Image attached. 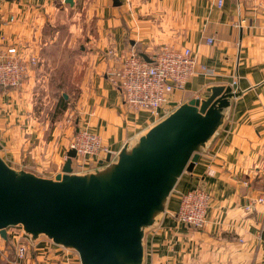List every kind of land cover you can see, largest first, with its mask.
Here are the masks:
<instances>
[{
    "label": "crops",
    "instance_id": "crops-1",
    "mask_svg": "<svg viewBox=\"0 0 264 264\" xmlns=\"http://www.w3.org/2000/svg\"><path fill=\"white\" fill-rule=\"evenodd\" d=\"M58 1L65 2H0V38L39 59L52 42L44 31L45 21L55 19ZM119 1L121 5L114 6L112 0H84L82 8L95 10L98 18L93 28L73 24L75 33L68 41L71 46L73 40L84 38L78 41V92L71 101L78 114L75 131L87 128L110 150L88 157L87 167L95 172L114 162L122 147L133 145L158 122L147 110L123 103L105 75V51H136L151 57L161 45L190 47L198 63L214 72L196 74L183 90L173 92L172 110L174 102L203 98L210 86H230L239 95L230 99L222 125L200 150L192 171L179 177L164 211L144 229L142 264H264V202L245 208L257 197L264 198V0H223L221 7L216 0ZM36 66L21 87L0 93V155L15 169L33 165L48 172L43 177H53L72 136L68 129L61 136L57 127L45 139L50 134L47 122L33 114L25 88L34 81ZM63 94L58 104L71 97ZM196 187L212 197L201 229L175 217L181 195ZM41 236L29 241L23 264H80L75 251Z\"/></svg>",
    "mask_w": 264,
    "mask_h": 264
},
{
    "label": "water",
    "instance_id": "water-1",
    "mask_svg": "<svg viewBox=\"0 0 264 264\" xmlns=\"http://www.w3.org/2000/svg\"><path fill=\"white\" fill-rule=\"evenodd\" d=\"M238 95L217 85L203 98L174 102L167 117L95 172L72 173V148L53 177L15 169L0 155V236L7 241L6 229L20 226L33 240L44 235L75 251L80 264H142L144 229L164 211L179 177L192 171Z\"/></svg>",
    "mask_w": 264,
    "mask_h": 264
},
{
    "label": "built area",
    "instance_id": "built-area-1",
    "mask_svg": "<svg viewBox=\"0 0 264 264\" xmlns=\"http://www.w3.org/2000/svg\"><path fill=\"white\" fill-rule=\"evenodd\" d=\"M222 3L223 0H216L218 7ZM8 20L14 22L15 16H10ZM0 40L3 41L0 42L3 48L0 51V89L19 88L25 82L30 68L37 65V54L23 51L20 46L8 43L4 37ZM211 41L212 38L207 39L208 43ZM105 56V75L120 91L123 103L134 110H147L158 122L173 111L170 105L173 92L183 90L188 80L196 74L212 75L214 72L207 65L198 63L195 53L188 46L161 45L149 57L150 61H146L136 51L117 53L113 48H108ZM70 148L76 153L71 162L72 173L75 174L92 172L87 167L88 157L110 153L100 136L87 128L75 131L69 143ZM65 159L60 163V171ZM211 199L208 191L198 187L183 193L175 214L176 219L195 229L203 228ZM262 202L264 198L259 196L245 208L250 210ZM18 230L9 232L6 229L9 245L0 236V260L7 264H23L29 250V241L33 240L22 228ZM10 248L13 250L12 257H9Z\"/></svg>",
    "mask_w": 264,
    "mask_h": 264
},
{
    "label": "rangeland",
    "instance_id": "rangeland-1",
    "mask_svg": "<svg viewBox=\"0 0 264 264\" xmlns=\"http://www.w3.org/2000/svg\"><path fill=\"white\" fill-rule=\"evenodd\" d=\"M77 1H81V4L70 6L68 3L58 1L55 19L52 22L45 21L44 31L52 42L41 51L34 81H32L31 85L28 87L26 85L25 87L30 91L29 107L33 110V114L47 122L46 131L50 134H47L45 139H49L51 132L57 127L61 130V136L65 135L64 131L67 129L68 134H71V136L75 133L74 121L78 114L73 108L71 101L78 92L77 81L79 76L75 74L80 66L78 41L81 42L84 38L81 37L78 41L73 40L72 45L69 46L68 41L75 33L74 30L71 31V26L81 23L82 27L93 28V23L98 18L95 10L87 11L82 8L84 0ZM89 1L91 2V0ZM0 2L4 3V0H0ZM48 23H52V26L48 25ZM59 52H62V54ZM3 92L7 91L0 89V93ZM61 92L71 95L66 101V110H61L60 105L57 103L61 97ZM49 169L50 166L48 167ZM23 170L33 172L39 176L47 175L48 173L45 169H37L33 165L27 166ZM261 181H263L264 186V179ZM19 228L21 227L10 226L7 229L9 232H13L19 231ZM41 237L48 239L44 235ZM12 256L13 250L10 248L9 257Z\"/></svg>",
    "mask_w": 264,
    "mask_h": 264
},
{
    "label": "trees",
    "instance_id": "trees-1",
    "mask_svg": "<svg viewBox=\"0 0 264 264\" xmlns=\"http://www.w3.org/2000/svg\"><path fill=\"white\" fill-rule=\"evenodd\" d=\"M62 102H63V103H62ZM59 105H60V109H61V110H63V109L66 108V103H64V101H63L62 98H61V102L59 103ZM6 243H7V245H9L10 241H7ZM0 263H1V264H7L6 262L1 261V260H0Z\"/></svg>",
    "mask_w": 264,
    "mask_h": 264
}]
</instances>
